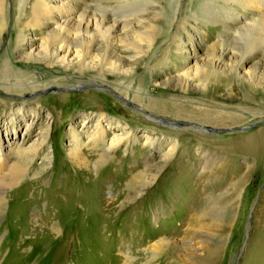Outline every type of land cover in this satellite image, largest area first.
I'll return each mask as SVG.
<instances>
[{
	"label": "rangeland",
	"instance_id": "rangeland-1",
	"mask_svg": "<svg viewBox=\"0 0 264 264\" xmlns=\"http://www.w3.org/2000/svg\"><path fill=\"white\" fill-rule=\"evenodd\" d=\"M7 1L9 21L0 45V57L13 35L15 38L13 1ZM110 1L120 9L106 14L109 25L124 20L129 14L144 20L135 26L136 30L117 28L114 36L119 41L127 35L136 37L135 33H142L146 40V34L162 21L164 29L157 45L160 48L152 60L157 61L172 40L165 36L164 24L174 14L170 8L173 0ZM76 7L80 12L85 11L83 5ZM151 10L154 15L150 14ZM159 12L161 20L156 18ZM202 33L186 39L188 52L178 60V66L188 62L186 68L192 71L197 66L211 67L209 47L218 40L220 30L208 28ZM30 38L38 44L36 54H43L34 63L24 62L12 54L16 64L13 70L17 72L13 71L9 78H0V87L33 83L42 89L32 95L0 88L1 144L5 150L21 143L30 148L38 142L41 128L48 125L50 140L45 151L51 154L53 163L39 180L35 179L36 171L44 165L45 152L40 153L33 161L29 176L11 187L0 185V193L6 190L0 218V264H13L29 256L32 257L20 264H126L124 254L133 259L130 264H264V151L255 152L256 155L242 148L239 151L235 146L240 138L249 137L264 127V54L248 64L241 79L233 77L232 69L237 66L227 58L229 77L219 80L226 87L217 94L213 93L220 83L213 77H209L205 95L201 92L202 80L195 73L188 91H182L177 81L167 84L165 78L161 93L152 95L161 100L164 97L170 104L144 110L119 92L113 81L108 80L109 86L104 85L102 70L107 71L108 66L99 58L101 52L88 59L83 54L76 55L64 67L61 63L50 67L46 62L47 48L39 43L46 39L47 46L51 47L58 39L55 36L47 39L35 32ZM75 41V50H80L81 42ZM231 41L236 45L235 39ZM256 67L260 69L257 76H248ZM138 74L135 86L147 88L148 78ZM7 79L15 81L10 83ZM131 80L129 75H124L120 80L124 84L119 88H127ZM129 91L133 92L134 88ZM88 93L92 96L85 97ZM171 102L186 107L175 109ZM192 107L219 109L241 119L214 128L190 119L199 117ZM91 113L93 118H89ZM100 114L106 115L108 140L113 132L122 134L114 124L117 120L132 133L130 145L122 144L112 162L101 167L97 157L86 152L88 163L81 170L70 162L67 154L71 142L69 129L75 126L83 132V139H87L84 132L94 130L97 118L94 116ZM178 120L187 124L179 127ZM27 123L33 124L26 131ZM145 134L156 140L154 145L146 143ZM177 141V157L161 170L162 154L172 150ZM10 161L25 167L17 156H12ZM143 171H147V180L156 179L139 197L145 181L139 178ZM26 185L31 187H26L23 200L20 199L22 192L19 196L15 192ZM30 199L35 200L26 203ZM47 217L53 219L50 222L52 239L39 245L33 241L38 236L31 229L36 230L37 224L43 227ZM27 218L29 232L24 229ZM18 219L21 220L17 223ZM54 226L59 227V233ZM64 234L65 241L60 242ZM28 240L33 242L24 245Z\"/></svg>",
	"mask_w": 264,
	"mask_h": 264
},
{
	"label": "bare ground",
	"instance_id": "bare-ground-1",
	"mask_svg": "<svg viewBox=\"0 0 264 264\" xmlns=\"http://www.w3.org/2000/svg\"><path fill=\"white\" fill-rule=\"evenodd\" d=\"M12 1L14 7L13 34H15V38H13V35L4 54L0 57V78H9L13 71H16V69L13 70V68H16V64L11 59L12 54H17L18 58H22L24 59V62L29 63L31 61L34 63V60L40 58L41 53L43 54V52H38L36 54V46L38 44L31 40L30 35L32 32L39 33L41 37L46 36V38L47 36H55L58 41L51 47L47 46L45 42L46 39L39 43L42 48L46 47L47 52L49 53L48 61H46L48 62L47 66L52 67V65L56 63H61V66L64 67L67 63H69L70 59L76 57V55L82 56L83 54L84 57L88 59L92 54L101 52L99 58L103 59V61H105L104 65L108 66L107 71L102 70L104 85H108L109 81H113L112 83H116L114 85L118 88L119 92L122 91L127 98L139 103L140 107H143L144 110L152 109L151 106L165 107L170 104L166 102L167 100L164 99V97L162 98L163 100H161L152 95L158 91L161 93L160 87H163L166 84V82H163L165 78L167 80V84H172L177 81L179 82L182 91H188L187 89L194 81L193 77L197 75L202 80L201 92L205 95L209 77H213L217 82L228 76L226 75V70H228L226 69L227 58L233 60L234 65L237 66L232 69L231 74L233 77L241 79L243 78L242 71L248 69V64L260 59V57L264 54V0H173L170 8L172 12L174 11V14L169 23L165 22L164 24L166 29L165 36H170L172 40L169 41V44L164 49L162 55L155 62H153L154 57L160 48H157V45L160 42V33L164 29L162 21L158 23L157 27L154 28L149 35L146 34V37H148L146 40L144 39L145 36L143 37L142 33H135L137 38L127 35L120 38L121 41H119L114 36V32L117 28L123 26V28L127 27L129 29L131 28L136 30L137 28L135 26L144 22V20L135 15L134 17H130L132 14H129L124 20H117L114 22V25H109V20L106 14L120 9V6H118L117 3H114L115 7L112 6L109 3H112L110 0ZM77 5H83L85 11H78L76 7ZM8 11V1L0 0V45L8 27ZM78 12L80 13L78 14ZM150 14L154 15V11L151 10ZM160 17L161 15L159 12V16L156 18L161 20L162 17ZM208 28H216L220 30L218 40L209 47L212 62L211 67L197 66L196 70L192 71L186 68L188 66V62H184V65L178 66V60L188 52L187 44L189 43L186 39L193 38L196 33L200 34ZM77 39L82 44L80 50H75L77 49V46L75 47L74 42H76L75 40ZM231 39L236 40V45H233L234 43ZM44 52L46 53V51ZM45 53L44 57L46 56ZM83 62L81 63L82 66ZM258 64L256 66H258ZM125 66L129 67V69H124ZM258 67L253 69L250 68L251 71L247 73L249 74L248 76L256 77L258 71L260 70ZM138 73H141L143 76L148 78L147 82L149 83L146 85L147 88L143 89L141 86H135L136 79L140 76ZM193 73H195L194 76ZM108 75L112 76V78H109ZM124 75H129L132 80L128 84L127 88L121 87V89L119 87L124 83L122 82L121 84L120 80H123ZM12 80L14 79H11V81ZM7 81L10 80L7 79ZM220 82L221 81L217 83ZM48 84L46 85L47 87L52 86ZM225 87L226 85L222 83L218 84L217 89L213 94L224 91ZM0 88L4 91H12L22 94L29 93L32 95L42 89L38 84L36 85L33 83L29 86H3L2 84ZM130 88H134V91H131L132 93L129 91ZM145 91L148 93L146 94ZM91 96V93L85 95V97ZM171 106L175 109H184L186 107L181 103L178 104L177 102H171ZM191 109L194 112H198L199 117L197 119L195 117L190 119L196 120L208 126H213L214 128L226 125L227 123H234L235 121L241 119V116L239 115L229 114L225 111L219 110L218 108V110L209 108L197 109L193 107ZM94 117H97L94 130L90 133L84 132L87 135V139H83V132L76 130L75 126H71L69 129L71 142L69 144V149H67V154L69 155L70 162L78 168H81V170L88 163L86 152H91V154L97 157L98 166L101 167L110 161L112 162L116 149H118L122 144L130 145L132 138V133L128 129L124 128V125L120 121L115 120L114 124L117 128L121 129L122 134L117 135V133L113 132L109 141L107 137L108 129L105 128L106 125L104 123L106 115L104 114L102 116V114H100ZM89 118H93V113H91ZM199 118L201 120H199ZM32 124L33 123H27L26 131ZM176 124L179 127H184L187 122L184 120H178ZM50 129L48 125L41 128V136L38 142H35L30 148H26L25 145L21 143L5 150L3 149L4 147L1 144L2 139L0 138V185L11 187L17 184L19 182L18 180L21 178L24 179V177L29 176L34 159L43 152H45V154L43 153L44 165L39 169V171H36V173L34 172V177L39 180L41 174L47 172L48 166L53 163V157L49 154V152L45 151V146L48 145L47 143L50 140ZM144 137L146 138V143H148L149 146L154 145L156 140L152 136L145 134ZM233 141L234 140H232V142ZM175 143V145L172 146V150L166 151L162 154V162L161 165H159L161 170L164 169L166 165L171 164V162L175 160L174 158L177 157L179 142L177 141ZM235 146L237 149H246L252 151V153L259 151L263 152L264 127L249 137L245 136L244 138H240L235 143ZM12 156H17L19 161H23L25 167H22L17 162H11L10 159ZM149 168L150 167L147 169ZM139 178L140 180H145L142 184V190L138 193L140 197L146 190L153 186L156 178L153 180H147V171L141 172ZM26 187H31V185L22 187L23 190L20 189L15 192V195L19 196V192L21 191L23 196H21L20 199L24 200V193L27 191ZM2 191L3 192L0 193V218L6 201V190L2 189ZM70 199L72 200V198ZM33 200L35 199L27 200L26 203H33ZM110 206L112 207L113 205L111 204ZM68 207L70 208V206ZM77 213H79V210ZM63 214H66V211H63ZM20 220L21 219L16 220L17 223ZM51 220H53L51 217H47L45 221L46 224L43 227H41L40 224L35 225L37 228L35 230L34 227H32V229L30 228L27 218L25 220L26 224L24 229L28 232L31 229L32 234H37L38 238L33 241H37V244L41 245L52 239V233L50 232ZM53 229L58 233L60 232L58 226H54ZM64 239L65 234L60 242H64ZM33 241L28 240V242L24 245L31 244ZM31 257L32 256H29L26 259L23 258L21 260L14 261L13 264H20L21 261L28 260ZM124 257L127 260L126 264H130L133 260L131 256L126 254H124Z\"/></svg>",
	"mask_w": 264,
	"mask_h": 264
},
{
	"label": "water",
	"instance_id": "water-1",
	"mask_svg": "<svg viewBox=\"0 0 264 264\" xmlns=\"http://www.w3.org/2000/svg\"><path fill=\"white\" fill-rule=\"evenodd\" d=\"M249 243V241L247 240V242H246V245ZM246 245L244 246V249H243V251H242V253H241V256H243V254H244V250L246 249ZM240 256V257H241ZM239 261V260H238ZM238 264V263H237Z\"/></svg>",
	"mask_w": 264,
	"mask_h": 264
}]
</instances>
